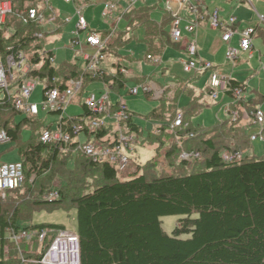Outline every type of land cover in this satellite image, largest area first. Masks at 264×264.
Returning a JSON list of instances; mask_svg holds the SVG:
<instances>
[{
    "label": "trees",
    "instance_id": "trees-1",
    "mask_svg": "<svg viewBox=\"0 0 264 264\" xmlns=\"http://www.w3.org/2000/svg\"><path fill=\"white\" fill-rule=\"evenodd\" d=\"M11 1L13 13L9 16L14 15L18 23L13 26L15 33L10 38L3 37L0 24L2 60L9 53L18 56L36 42L39 38L37 34L43 31L41 20L30 19V8L37 9L46 22L52 21L55 24L54 21L57 23L59 19L57 16L55 20L48 19L50 9H53L50 4L39 11L36 0ZM51 17L52 15L49 16ZM126 17L128 29L133 28L135 31L138 26H145L147 55L161 56L165 46L161 30L170 23L171 16L165 13L163 21L159 23L153 19L150 6H143L133 8ZM23 31L24 35L21 34ZM127 31L117 30L112 33L103 53H111L110 46L120 44ZM109 33L105 32L106 35ZM35 48L29 75L39 76L47 83L43 89L44 94L49 87L66 89L70 79H82V89L78 93L80 101L92 81L101 80L114 90L125 85L122 64L117 65L114 75L102 68L95 76H91L75 60H65L56 65L50 61V57H55L54 51H44L45 47L41 48L39 44ZM232 85L246 89L243 81L232 79ZM0 93H3L0 98V115L3 109H10L15 115L22 113L1 88ZM187 94L189 100L185 105V115H192L197 108L196 116L200 115L205 109L203 103L195 101L190 93ZM263 99L264 95L257 100L252 99L247 111H253ZM164 100L168 101L161 97L159 104L147 116L164 123ZM82 108L88 113L84 105ZM31 116L33 117L25 116L19 121L15 120L13 127H9V121L0 126L7 129L12 143L19 141L23 126H38L42 130L44 120L36 115ZM165 124L157 127L156 134H147L143 141L159 142L168 128ZM236 124L233 120H223L217 122L213 129L211 127L205 131L189 125L176 131L185 143H198L194 148L183 150L175 145L167 146L164 157L177 152L180 155L184 150L199 151L202 157L194 161L203 160L204 168L193 169L185 174L169 173L152 177H148L145 171H137L133 178L124 180L118 178L109 164L93 163L84 154L73 153L72 150L60 153L54 146L43 144L39 140L40 132L36 141H33L35 134H32L27 145L18 148L20 160L25 165V185H30L27 188L24 186L22 190L12 191L13 197L8 202L9 205L6 204L12 210L11 218H8L9 214L4 211V205L0 202V264H29L19 257L5 259L4 233L9 227H23L22 223L18 224V221L23 220L21 217L44 204V195L54 188L61 195L57 201L50 202L53 209L64 207L75 208L77 211L76 232L80 238L81 264H264V156L245 154L241 161L229 163L221 158L223 150L250 147L248 130L241 127L236 129ZM96 173L103 183L97 184L93 190L83 192V188L88 185L87 178ZM30 179L31 183H28ZM43 179L53 181L52 185H47ZM35 186H38L37 192L33 189ZM40 196L43 199H38ZM170 215L180 216L172 234H168L162 227V217ZM26 227L56 230L65 228L58 224ZM184 234L190 236L183 238ZM31 256L36 257L28 255Z\"/></svg>",
    "mask_w": 264,
    "mask_h": 264
},
{
    "label": "rangeland",
    "instance_id": "rangeland-1",
    "mask_svg": "<svg viewBox=\"0 0 264 264\" xmlns=\"http://www.w3.org/2000/svg\"><path fill=\"white\" fill-rule=\"evenodd\" d=\"M50 1L59 10L60 17L62 21L65 22V26L62 28V24L59 19L56 23L55 19H57L59 15L58 10L55 8L50 9L51 14L48 15V19L55 20V24H59L60 29L52 22L51 25L55 31L46 33L42 37H39L36 42L32 43L27 49L23 51V56L25 57L23 66H31L30 61L36 49L35 45L39 44L41 45V48L45 47L44 51H54L56 56V65L61 64L65 60H75L82 67L84 65V61L81 58L83 53L95 54L97 53V50L86 43V36L89 34V30L82 31L80 33V41L73 43L71 31L77 29L78 22V18L76 16V3L74 1L66 2L65 0ZM50 1L36 0V3L39 5V11L43 10V8L45 9L48 4H50ZM109 1H116L122 6L127 5L126 0H91L92 4L86 7L85 15L86 21L91 23V30L101 32L104 30L112 31L114 28L113 21L102 16L105 4ZM206 1L209 6L212 4V1H219L218 7L225 9V17L229 18L230 16H234L239 22V26L241 28L255 27L259 23L258 14H264V0H251V2L238 0H233V2H228V0ZM143 2L144 1H142V3ZM148 2L152 5L151 11L153 19L161 23L163 21V15L167 10V0H148ZM139 4L141 3H138L137 5ZM94 5L96 6L93 8ZM119 9L121 10V7H119ZM120 10H118V12ZM51 15L52 17L49 18ZM125 16H127V14ZM18 17L19 16L17 15L16 18ZM182 17H184V14H182ZM17 23L18 22L15 20L14 15H12L9 16L4 25H1V31L4 38H10L15 33L13 26ZM182 25H185L184 22ZM117 29H120V31H128L122 36V42L120 44L117 46H110L109 51L111 53H107L100 61L99 68H103L109 74L114 75L117 71L116 66L118 64H122V67L126 65V68L122 69L125 78H131L135 75L134 77L137 78L140 84L147 83L151 85V83H153L154 85L161 87L163 92L158 93V98L161 99V97H163V99H168V101L164 100L162 102L164 108L166 109V114L164 115V119L166 120L174 121L177 118L178 113L181 111L184 114V123L186 125L192 126L195 129L205 131L211 127V129H213L215 124L219 121L233 120V122H237L235 126L236 129L243 128L248 130L247 134L249 135V138L250 135L260 134L257 139L251 140L250 147L247 148V146H244L239 148L244 150V153L247 156L253 154H255L257 157L264 156V126L262 127L259 124H254V121L251 119L246 120L243 117L245 110L248 107V103L252 99L257 100L261 94L264 95V30L257 32L256 36L259 37H255L254 39L255 48L253 49L251 55L250 53H244L235 62L233 59L224 57L223 50L225 45L221 37L212 35L211 32H207L203 28L199 29L200 46L209 48L210 50L209 53L204 54V57L202 58L205 61H209L214 64L216 69V65H222L221 71L227 77L245 79L246 83H248L251 89L247 92L245 98L240 99L242 101L241 105L234 104L232 108L229 109L228 113L226 112L225 114V111L221 108L220 101L223 98V95L220 94L219 99H212L211 97L207 96L208 92L206 90L208 85H210L211 75L214 70L209 69L202 75H194V72L188 73L184 71L183 63L181 62L182 59H186V57L181 52L183 44L181 42L175 41L172 38L171 26L169 23L161 30L165 39V49L161 56L156 54L154 57L158 61L148 60L146 57V44L144 42L145 26H138L134 34V31L132 30L133 28L128 29V21L126 17L120 21L119 25H117ZM21 34L24 35L25 32L23 31ZM184 35L190 36L186 32H184ZM125 44H127L126 47ZM164 67L169 68L168 73L167 69ZM160 73L162 75V79H160ZM13 74L14 80H18L21 77L22 72L18 69H13ZM181 78H185L186 80ZM157 81H163V83L159 84ZM44 85V82H38L36 89L29 98V103L36 104L39 109V114L36 116L39 117V119L44 120L46 124H50L56 121L60 117V114L43 109V104L45 101L43 91ZM135 86H138L136 81L128 80L126 82L125 88H121L119 92L116 91L112 93V97L113 99H120L122 97V100L126 102L129 109L135 112L136 122L140 125V127H142L143 130L142 134L140 135V139H142L143 137L145 138L150 132L156 134L157 127L162 124V121L147 116L151 109L158 105L157 101L154 100L151 95L147 97L142 91H140L137 95L127 94L129 88ZM14 87L16 88L17 85ZM15 88L12 87L11 91H16L17 88ZM154 88L150 90L151 94H154ZM81 89L82 87L79 89V92ZM105 90L106 84L103 81L95 80L90 82L86 87L85 94L81 98V101L76 95L69 106L66 107L64 115L72 116L82 113V103L84 102L86 96L92 93H98L99 95L100 91L103 92ZM187 93H190L195 101L202 102L203 106L207 107L200 115L196 116V113L198 112L197 110L199 108L195 109L192 115H185L184 105H186L187 99H182V97ZM1 97H3V93H0V98ZM227 100L229 99H225V101ZM236 110H238L239 113L241 112V117L235 118L233 116V112ZM249 111L251 112V110ZM14 115L15 114H13L12 110L3 109L0 115V126H3L5 121H9V127H13L15 120L19 121L25 116L30 118L33 117L26 113H17L15 117ZM40 130L41 128L38 126L35 128L28 125L23 126L21 133L22 136L17 143H12L11 141L6 144H0V162L20 160L21 155L18 153V148H20L22 145H27L32 134H35L33 141H36L39 136L38 132H41ZM176 131H179V129H167L166 133L162 136L159 142L153 140L149 143L147 141H143L142 143L134 144L133 150L130 152L133 162L130 173L127 175H119L120 177L118 178L122 180L133 178L137 174V171H139V173L145 171L148 177H152L169 173L175 175L185 174L192 171L193 169L196 170L204 168L203 160L198 162H182L179 152L174 153V155L164 157L167 146L169 147L171 145H175L180 150H183L191 147L194 148L195 145H197L196 143H198V141L185 143L184 140L180 139L179 132ZM209 136L210 135H207V137ZM184 137L186 138L187 136ZM156 142L159 144H156ZM232 145L235 146L236 143H232ZM43 182H46L47 185H52L53 183V181L50 182L44 179ZM28 183H31V180H29ZM101 183H103V180L99 174H93L87 178L88 185L85 186L82 191L84 192L93 190L97 184ZM28 185H24L25 188H27ZM33 189L35 192H37L38 186H35ZM13 194V192H10L5 197L0 195V202L4 205V211L9 214L8 218H11L12 210L10 207L8 208L6 204L11 201ZM38 199H43V196H40ZM35 209L36 211H30L27 216L21 217L23 220L18 221V224L22 223L24 226L37 224H58L64 226L68 232L74 233L77 231V211L75 208L65 209L64 207H58L53 209V205L50 203H44L40 207H35ZM179 218V215L162 217L163 229L168 234H172V231L177 225ZM4 234L6 237L7 232ZM189 236L190 235L187 234L182 235L183 238H187ZM26 244L27 243L24 245L26 246ZM34 246L35 249H37V243H35ZM27 249L29 250L30 248L28 247Z\"/></svg>",
    "mask_w": 264,
    "mask_h": 264
},
{
    "label": "built area",
    "instance_id": "built-area-1",
    "mask_svg": "<svg viewBox=\"0 0 264 264\" xmlns=\"http://www.w3.org/2000/svg\"><path fill=\"white\" fill-rule=\"evenodd\" d=\"M70 2L73 0H65ZM126 6H121L116 1H109L105 4L102 16L113 21L114 28L108 30L109 35L105 31H95L90 29V24L83 15L80 7L76 8V16L78 17L77 29L71 31L74 38L73 43L80 41V33L89 30L86 36V43L97 50L95 54L83 53L81 57L84 61V71L91 76H95L99 68L100 61L105 57L103 49L106 47L107 41L112 33L117 31V25L125 18L136 5L145 0H126ZM233 1V0H228ZM247 1L251 0H238ZM121 7V10L119 9ZM118 10H120L118 12ZM13 13V3L11 0H0V24H4ZM171 16V36L177 42L185 43L186 59L182 60L183 69L194 75H202L207 70L213 69L210 85L207 92L212 99H219L220 94L223 95L221 108L228 113L234 104L241 105V98H245L247 94L248 83L246 89L240 86L232 85V79L240 81L236 78L227 77L221 71L220 65H216L209 61H205L199 52L198 29L204 23L210 29L220 31L222 41L227 45L225 56L233 59L235 62L243 53H252L255 48L254 39L258 31L264 30V14H258L259 23L255 27H238L237 19L234 16L229 18L221 14L219 8L209 11L206 0H167V10ZM184 14V17H182ZM30 19L41 20L44 27L39 32L38 37H42L46 33L55 31L50 23L52 21L45 20L42 14L35 8L28 10ZM184 22V26L182 23ZM114 30V31H113ZM106 31V32H108ZM184 32L190 36H185ZM238 35L237 45L233 44L234 36ZM262 37V36H260ZM263 38V37H262ZM264 40V39H263ZM148 60H156L154 56L147 55ZM25 57L23 51L15 56L13 53L6 55V59L0 57V88L13 99L15 108L22 113L28 115H38L39 109L36 104L29 103V98L36 89L38 82H44V88L47 83L39 76L29 75L31 66L23 63ZM51 62H55V57H50ZM158 61V60H156ZM237 65V64H235ZM13 69L22 72L18 80H14ZM220 69V70H219ZM56 82V80L54 79ZM16 91H11L15 88ZM82 79H70L66 89H60L59 86L49 87L44 94L45 101L44 110L60 114V117L50 123L44 125L40 132V141L43 144H49L59 150L60 153H82L88 157L93 163L109 164L119 175H127L130 173L133 164L130 152L133 150L134 144L143 142L140 139L142 127L136 122V114L129 109L126 102L120 99H113V90L106 85L105 91L92 93L84 99L82 106L87 108L88 113L84 110L77 115H64L66 107L72 102L75 96H78L79 89L82 87ZM15 88V89H16ZM148 92L151 86L147 83L130 87V94H138L139 91ZM229 92H231L229 94ZM229 99L225 101V99ZM238 110L233 112V116L239 117ZM243 117L246 120L251 119L254 124L264 126V108L257 106L253 111L245 110ZM45 122V121H44ZM168 126V130L185 129L188 127L184 123V114L180 111L174 121H163ZM162 123L161 125H163ZM192 135V134H191ZM260 134L250 135L251 140L257 139ZM11 142L8 131L4 127H0V144ZM202 155L199 151H182L180 159L184 161H194L201 159ZM245 157L242 150H223L221 158L224 162H239ZM34 176L31 177L33 180ZM30 179V180H31ZM25 165L22 160L11 162H0V195L6 196L8 193L23 189L26 184ZM60 192L57 188L47 192L44 199H58ZM7 236H4L6 244L3 248L5 259L19 257L23 262L29 264H81V247L80 238L77 232H68L66 229H31L26 226L9 227L6 229ZM25 243L26 246L24 245ZM37 243V249H35ZM30 248L29 250L27 248ZM14 252V253H13ZM30 253V254H28ZM13 254H15L13 256ZM28 255H36V257H28ZM26 256L28 258H26Z\"/></svg>",
    "mask_w": 264,
    "mask_h": 264
},
{
    "label": "crops",
    "instance_id": "crops-1",
    "mask_svg": "<svg viewBox=\"0 0 264 264\" xmlns=\"http://www.w3.org/2000/svg\"><path fill=\"white\" fill-rule=\"evenodd\" d=\"M50 1V0H49ZM75 3H76V6L77 7H80V8H82V10H83V15H84V17H85V15H86V7L87 6H89L90 4H92V2H91V0H73ZM51 2V1H50ZM229 2V1H228ZM233 2V1H232ZM79 3H81V4H79ZM141 4H139V5H137L135 8H138V7H143V6H150V8H152V5L148 2V0H146V1H144L143 3L142 2H140ZM218 3H219V1L218 2H216V1H212V4H210V6L208 5V9H209V11H212L214 8H219L220 9V11H221V14L225 17V15H226V11H225V9L224 8H220V7H218ZM50 5H52V7L53 8H55V9H57L54 5H53V3L51 2L50 3ZM96 5H94L93 6V8L95 7ZM122 6V5H121ZM126 6V5H125ZM124 6V7H125ZM76 7V8H77ZM58 10V9H57ZM58 14H59V10H58ZM58 17H59V20L61 21V26H62V28L65 26V22L64 21H62V19H61V17H60V14L58 15ZM78 18V17H77ZM51 24V23H50ZM90 25H91V23H89ZM57 26V25H56ZM237 26L238 27H240L239 26V22L237 21ZM60 27V25L58 26V28ZM200 28H203L205 31H207V32H211L212 33V35H215V36H219V37H221V33H220V31H217V30H213V29H210L209 27H208V25L207 24H202L201 26H200ZM199 28V29H200ZM60 29V28H59ZM199 29H198V43L200 42V38H199ZM62 30V29H61ZM118 30H120V29H118ZM96 31V30H95ZM105 32L106 31H108V30H104ZM162 33V32H161ZM134 34H135V31H134ZM72 35V34H71ZM163 36V35H162ZM238 38H239V36L238 35H235L234 36V39H233V44L234 45H237V43H238ZM135 39V38H134ZM133 39V40H134ZM163 39H164V37H163ZM132 41V40H131ZM130 41V42H131ZM164 41H165V39H164ZM129 42V43H130ZM182 44H183V46H182V49H181V52H182V54L184 55L185 54V43H184V41L183 42H181ZM128 44V43H127ZM126 44V45H127ZM126 45H125V47H126ZM224 50H223V53H224V57H226L225 56V52H226V44L224 43ZM255 47V46H254ZM164 49H165V46H164ZM146 50H147V47H146ZM164 51V50H163ZM209 48H204V47H201L200 46V44H199V52H200V54H201V56L202 57H204L203 55L204 54H208L209 53ZM128 53V52H127ZM131 53V52H130ZM132 54V53H131ZM244 54V53H243ZM162 55V54H161ZM242 55V54H241ZM241 55H240V57H241ZM134 56V55H133ZM56 57V56H55ZM146 57H147V55H146ZM140 60V59H139ZM183 60V59H182ZM182 60H181V62H182ZM55 63V62H54ZM140 64V63H139ZM219 66V65H218ZM138 67H139V65H138ZM220 67H222V65H220ZM124 68H126V65L124 66ZM124 68H122V69H124ZM164 68H166L167 69V73H168V71H169V68H167V67H164ZM221 69V68H220ZM116 70H117V66H116ZM117 72V71H116ZM251 75H252V73H251ZM255 75V74H254ZM135 76V75H134ZM131 77V78H125V85H126V82L128 81V80H134V81H136L137 83H138V85H140V82L137 80V78H135V77ZM145 76H148V75H145ZM150 76V75H149ZM160 79H162V75H161V73H160ZM181 79H183V78H181ZM237 79V78H236ZM247 79V78H246ZM183 80H186L185 78L183 79ZM238 80H240V81H242V80H245V79H238ZM157 82H159V84L160 83H163V81H157ZM141 84H143V83H141ZM145 84V83H144ZM125 85L122 87V88H125ZM151 90L154 88L155 90V92H154V94L152 93H150L151 91H148V92H144V91H142L147 97H149L150 95L153 97V99L154 100H156L157 101V103L159 104V99L160 98H158L159 96H158V93L160 92V93H162L163 91L161 90L162 88L161 87H158L157 85H154L153 83H151ZM196 88V87H195ZM121 89V88H120ZM120 89H117V92H119L120 91ZM114 90V89H113ZM249 90H251L250 89V87H249V85H248V88H247V92L249 91ZM115 91V90H114ZM141 91V90H140ZM139 91V92H140ZM205 92V91H204ZM149 93V94H148ZM127 94H130L129 92H127ZM139 94V93H138ZM137 95V94H136ZM207 96H209L208 94H207ZM261 96H262V94H261ZM187 99V101H186V104H187V102H188V100H189V96H188V94H184L183 95V97H182V99ZM115 100V99H114ZM259 106H262L263 108H264V99H263V101L260 103V104H258ZM185 106V105H184ZM207 107H205V109H206ZM204 109V110H205ZM134 112V111H133ZM195 119V118H194Z\"/></svg>",
    "mask_w": 264,
    "mask_h": 264
},
{
    "label": "water",
    "instance_id": "water-1",
    "mask_svg": "<svg viewBox=\"0 0 264 264\" xmlns=\"http://www.w3.org/2000/svg\"><path fill=\"white\" fill-rule=\"evenodd\" d=\"M58 199H45L44 202L45 203H50V202H54L57 201Z\"/></svg>",
    "mask_w": 264,
    "mask_h": 264
}]
</instances>
